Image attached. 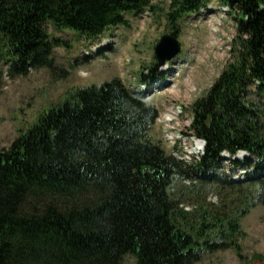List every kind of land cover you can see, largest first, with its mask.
Segmentation results:
<instances>
[{"label":"trees","instance_id":"obj_1","mask_svg":"<svg viewBox=\"0 0 264 264\" xmlns=\"http://www.w3.org/2000/svg\"><path fill=\"white\" fill-rule=\"evenodd\" d=\"M221 1L243 19L232 61L191 106L203 158L187 167L155 142L159 111L120 79L73 89L0 149V264H124L128 254L137 264H195L221 250L241 255L243 219L264 205V0ZM209 2L172 0L170 33L179 38L180 21ZM147 10L152 0H0V61L11 78L53 70L59 41L47 23L92 39ZM148 78L141 71L139 81ZM225 150L259 162L247 161L246 179L234 181L218 171ZM210 190L224 194L223 208L176 197Z\"/></svg>","mask_w":264,"mask_h":264},{"label":"rangeland","instance_id":"obj_2","mask_svg":"<svg viewBox=\"0 0 264 264\" xmlns=\"http://www.w3.org/2000/svg\"><path fill=\"white\" fill-rule=\"evenodd\" d=\"M171 2L152 0L153 10L129 13L125 15L127 24L107 29L92 39L47 23L50 37L59 41L53 49L57 66L53 70L33 69L27 76L11 78L9 66L0 61V149H8L45 108L61 102L68 92L115 78L158 109L160 124L151 131L155 142L169 151L163 138L169 144L184 139L193 120L192 104L207 93L233 59L236 25L243 17L231 13L221 0H210L207 8L180 21V53L151 74L147 67L157 62L155 47L163 35L171 34L166 16ZM141 71L150 75L142 83ZM195 145L193 140L191 150H196ZM209 192L219 195L218 204L209 203V193L192 199L179 194L176 197L194 206H224V194ZM242 226L247 235L241 242V255L234 249L221 250L195 264H264V205L252 209ZM124 264H137L135 256L126 255Z\"/></svg>","mask_w":264,"mask_h":264},{"label":"water","instance_id":"obj_3","mask_svg":"<svg viewBox=\"0 0 264 264\" xmlns=\"http://www.w3.org/2000/svg\"><path fill=\"white\" fill-rule=\"evenodd\" d=\"M181 51V43L172 34H165L155 47V56L158 66H164L172 61Z\"/></svg>","mask_w":264,"mask_h":264},{"label":"bare ground","instance_id":"obj_4","mask_svg":"<svg viewBox=\"0 0 264 264\" xmlns=\"http://www.w3.org/2000/svg\"><path fill=\"white\" fill-rule=\"evenodd\" d=\"M182 115H183V110H182ZM163 122L166 124V121H163ZM164 129H165L166 133H169V130H166V128H164ZM189 138H191V140H192V141H190V143L188 141ZM193 140L196 142V145H195V148H194V149H196L195 151L194 150H191V146H190V144L193 142ZM177 142L179 144V148L185 153L184 158L187 159V160H189V161H191L192 158H194V157H196L197 159H199L200 156L204 153L205 143L203 142L202 139L197 138V137H195L193 135H186L184 139H176L174 141V144L171 143L172 146H174ZM211 197H212V199L214 201L217 200V197L216 196H211ZM186 209H190V207H186Z\"/></svg>","mask_w":264,"mask_h":264},{"label":"built area","instance_id":"obj_5","mask_svg":"<svg viewBox=\"0 0 264 264\" xmlns=\"http://www.w3.org/2000/svg\"><path fill=\"white\" fill-rule=\"evenodd\" d=\"M201 139V138H200ZM203 140V139H202ZM203 142L206 144V142L203 140Z\"/></svg>","mask_w":264,"mask_h":264}]
</instances>
